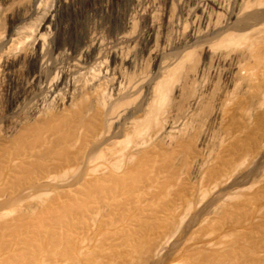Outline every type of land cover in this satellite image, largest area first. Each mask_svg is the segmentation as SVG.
Masks as SVG:
<instances>
[{"label":"bare ground","instance_id":"6f19581e","mask_svg":"<svg viewBox=\"0 0 264 264\" xmlns=\"http://www.w3.org/2000/svg\"><path fill=\"white\" fill-rule=\"evenodd\" d=\"M42 2L32 0V14ZM72 2L55 0L32 47L14 55L34 58L36 70L10 108L11 117L20 114L11 142L18 156L8 157L6 172L0 164L2 181L20 182L0 194L30 197L40 183L58 189L34 214L1 220L0 213V228L18 233L1 241L0 264H148L168 250L191 212L161 264H264V0H135L116 34L95 17L79 47L56 46L60 7ZM220 12L225 18L212 20ZM139 20L145 24L135 33ZM19 24L1 50L15 44ZM196 50L212 74L227 63L224 75L239 74L262 92L252 113L240 96L224 95L214 116L215 143L191 155V143L177 134L182 121L163 102ZM12 60L7 52L5 63ZM119 69L125 73H118L110 98H102L97 86ZM50 103L63 113L48 115ZM73 166L80 174L66 177ZM15 167L31 174L25 185L20 175L9 178Z\"/></svg>","mask_w":264,"mask_h":264},{"label":"rangeland","instance_id":"374dc122","mask_svg":"<svg viewBox=\"0 0 264 264\" xmlns=\"http://www.w3.org/2000/svg\"><path fill=\"white\" fill-rule=\"evenodd\" d=\"M30 3L32 4V0H11V3L5 6L6 4H4V1L0 0V44L3 39L10 34L14 25H16L17 22H20V28L17 30V32H15V34L17 33L15 36L17 39L15 41V44L13 43V45H11L7 50L4 49L5 51L1 50L0 47V164H2L1 168L4 172H6V169L3 170V167L6 168L7 165H9L7 163L10 161L8 157L10 156V158L15 159L18 156V148L14 146V144L16 143L14 139L16 138L15 136H17L20 130L19 127H16L15 125V118L17 119V116H19L20 114H16V117H11L12 113L10 112V108L17 100L19 94H21V92L23 91L24 81L27 76L36 70V61L34 58H30L28 55L23 54L24 56H17L14 59V55H17V52H19V49L21 48L24 49V47H32L34 38L41 30L42 23L46 18L48 10L53 4H55V0H43L39 7V11L34 14H32L31 12ZM134 3L135 0H73L71 4L61 6L59 17L56 22L57 29L54 39V45L67 47L71 46L74 48L79 47L91 35V32L94 29L95 17L101 20V22L107 27L109 33L116 34L125 27L127 12ZM171 8V14L174 17L177 14V8L175 7V5L171 6ZM5 9H9V13H7ZM220 13L221 15L217 13L218 15L216 14V16L214 13L212 20L219 22L223 20L225 18V13ZM144 24L145 22L143 20L135 21L131 28H133V32L138 33L142 31ZM20 40H22V42ZM18 42H21L22 45ZM7 52L8 54H11V58L13 57V63H7L8 65L4 61V57ZM10 64H13L15 66V69L13 68V71L15 70L14 72L9 69V67L11 66ZM226 65L228 64L226 63ZM226 65H222L219 68L220 70H222H218L219 73H215L216 75H214L209 71L208 68V71L206 70L207 64H205L204 62V55L200 54V52L197 50L192 52L191 57L184 64V68L181 69V73L178 74L181 76L176 77L177 79L174 80L175 83H178L180 87L176 84H174L173 86L171 84L169 88L170 92H167L168 97L165 98L163 102V108L171 107L173 110L175 109L174 114L175 116L177 114L179 120L177 117V119L174 116L173 117L178 121H182L180 123L178 122V125L180 126H178L177 131H179L176 132L177 134L179 133V137H184L183 140L188 142V144L191 143V146L189 145L192 148L191 152H193L191 155L202 153L207 148L212 147L215 143L216 138L219 134V129L217 127L218 124L214 118L215 111L217 110L220 101H222V99L226 95L233 94L231 96H240L243 100V106H245L250 113H252V111L256 109V107L258 106L257 103H259L258 100L261 99V93L259 92L261 90H259L257 86L254 87L253 83L245 81L246 79H241V76L239 78V74L236 73L231 76L224 75L223 70H226L228 67ZM149 68V62H146L143 70L147 72L150 70ZM202 69H204V71H202ZM118 73L123 74L125 73V71L123 69L117 70L115 75L109 76L107 79L104 78L103 80H101L99 86H97L98 94L102 96V98H110L112 94L111 88L118 80ZM208 74L211 76H209ZM201 75L203 78L201 77ZM57 76L58 74L56 75V77ZM82 79H84L81 81L83 82L84 87L89 88V86L91 85L90 82L85 78ZM202 79H205L206 81ZM238 79L241 80L240 82H238V86L232 88V80ZM200 80L204 84L201 83ZM205 82L207 83V85ZM176 88L178 89L176 90ZM140 99L141 96H138V99L136 101L139 102ZM89 105L92 106V103H89ZM66 109L69 108L63 109L64 113L68 111ZM25 110V112L23 111L22 114L28 113V109ZM61 111L62 109H57L54 103H50V105H48L47 107L48 115H51L52 113L57 114V112ZM176 132L173 133L174 137H178L177 134H175ZM167 139V137L162 138L164 142ZM11 142H14V144L12 145ZM13 151H16V153H13ZM3 158L5 159L3 160ZM13 159L9 162L11 163V165ZM4 162H6L7 164H3ZM13 166L15 165L13 164ZM35 168L38 167L35 166ZM13 169L15 170V172L14 170L8 172L10 176L8 177L12 179L13 176L15 177L16 175H20L18 179L21 180V183H23L22 185H25L27 182L23 181V178L26 179L31 174L27 173V171L26 173L20 172V174L17 173L18 168L15 167ZM33 169L32 174L35 170ZM80 172V167L73 166L67 170L65 176L75 177L80 174ZM22 173L25 174H23L22 176ZM11 174L13 176H11ZM7 179H5L4 181H2L3 179H0V191H3L1 188H9L10 186L8 185H11L12 183L14 184V181L18 183L20 182L17 179ZM13 184L11 187L16 188L17 185ZM20 184H18V186ZM38 186L39 187L37 189L33 190V192L36 194L30 197L16 196L15 194H0V213L2 214L1 220H11L13 218H16L21 213L26 215L34 214L36 211H38L39 206L50 201L53 194L52 192H54L55 189H58L55 188L54 185H49L48 183H40ZM66 187L69 189L70 186ZM66 187H64V189H66ZM12 188L8 190L12 191L14 189ZM53 188L54 190H52ZM192 218H194V212L189 213L184 222L182 221V224H180V227H177L178 230H174L175 232L173 233V237L170 241L169 247L167 248L168 250H166L167 252L165 251V253H163L161 257L155 259L154 261H149L148 264H161L169 256V254H171L170 252H173V249H176V243L183 235L186 224ZM10 229L4 227L0 228V252H3L5 250V247H3L5 241L11 242L14 237H16L13 236L14 234H12L15 228ZM15 231L14 233L18 234ZM1 241L3 245L1 244ZM18 244L15 245V248L17 246L15 250L19 249L17 251H20V248H23V245H21L22 243ZM19 246L21 247L18 248Z\"/></svg>","mask_w":264,"mask_h":264}]
</instances>
